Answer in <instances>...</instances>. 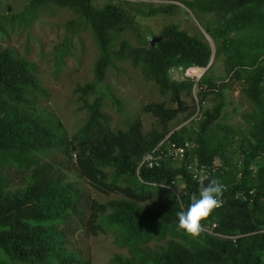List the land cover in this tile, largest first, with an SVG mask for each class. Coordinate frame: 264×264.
<instances>
[{
  "label": "trees",
  "instance_id": "1",
  "mask_svg": "<svg viewBox=\"0 0 264 264\" xmlns=\"http://www.w3.org/2000/svg\"><path fill=\"white\" fill-rule=\"evenodd\" d=\"M47 1L76 11L98 49L93 80L76 84L74 90L94 91L112 58L127 59L156 84L159 93H167L171 103L160 100L142 105L161 125L159 132L144 134L137 118L124 129L111 128L100 109V97L95 95L82 102L86 116L68 134L50 110L38 105L44 89L33 64L12 48L0 46V261L86 264L67 244V236L111 228L122 233L121 242L130 246L165 234L177 239H169L159 252H137L133 261L115 254L110 264H259L264 258V164L260 156L264 152V0H182L189 9L212 13L211 25L204 26L212 47L202 35L188 34L175 23L162 25L157 34L139 36L136 43L120 38L112 46V31L128 22L134 30L137 27L119 5L112 1L95 6L91 0H30L33 5ZM172 6L148 5L144 14L169 13ZM76 23L73 19L66 22ZM149 37L158 39L150 42ZM218 57L227 79L238 81L239 90L255 109L248 119L251 137L238 141L231 158L222 156L220 139L217 146L208 143L207 130L224 101L225 80L216 82L211 74L212 61ZM179 65L204 69L195 80H176L168 68ZM193 86L199 101L213 93V104L198 113L197 127L190 128L193 135L181 126L166 134L161 147L169 140L192 139L195 145L189 159L214 166V172L196 181L184 159L174 162L167 157L158 166L137 167L141 155L165 136L168 121L185 110L180 93ZM224 129L221 137L228 132V141L233 142V133ZM69 171L76 177H69ZM16 176L20 185L11 188ZM77 178L99 192L122 197L98 201ZM213 178L225 185L223 205L203 222L204 227L214 226L194 238L178 227L176 213L186 210L191 196L199 195L201 184L207 185ZM172 179L171 188L161 187L160 183ZM250 188L252 201L241 199V193L248 194ZM151 196H165L168 203H139Z\"/></svg>",
  "mask_w": 264,
  "mask_h": 264
},
{
  "label": "rangeland",
  "instance_id": "2",
  "mask_svg": "<svg viewBox=\"0 0 264 264\" xmlns=\"http://www.w3.org/2000/svg\"><path fill=\"white\" fill-rule=\"evenodd\" d=\"M91 1L95 6L112 1L120 6L126 17L137 24L136 30L128 22L121 30L112 31L110 41L112 46H115L120 38L136 43L139 36L144 38L145 35L157 34L162 25L175 23L188 34L202 35L212 47V40L204 28L211 25L212 13L189 9L182 4V0ZM168 3L173 4V9L169 13L144 14L148 5ZM69 19L84 24L78 13L67 6H58L49 1L33 5L30 0H0V46L12 48L33 64L34 74L44 89V94L38 97V105L50 110L60 120L66 133L70 134L82 124L86 116L87 110L82 107V102H89L95 95H99L100 109L107 115L111 128L124 129L128 121L137 118L144 134L159 132L161 125L158 118L149 111H143L141 107L148 101L162 100L170 104L168 94L159 93L156 84L145 78L139 68L130 65L127 59L112 58V64L106 66L103 77L96 83L94 91L81 93L74 90L76 84L82 85L93 80V61L98 49L89 27L82 24L80 26L78 23L74 26L68 25L66 22ZM197 68L188 69L186 72L189 75H183L184 78L191 79V75L204 69ZM211 70L216 82L225 81L221 90L223 105L207 130L210 134L208 143L210 146H217L216 141L220 139L222 156L231 158L235 154L238 141L244 142L251 137L248 119H252L255 109L239 90L238 81L227 79L219 57L213 59ZM168 73L173 79H181L176 66L168 68ZM180 94L186 108L168 121L165 135L181 126H184L186 133H190V128L197 127L200 110L214 102L213 93L206 94L203 96L204 99L199 101L196 86L189 92L182 90ZM187 112L190 114L186 115ZM224 128L233 133V142L228 141L230 135L228 132L224 138L221 137L225 132ZM68 176L76 177L70 171ZM18 179L17 176L13 179L11 188L20 185ZM77 179L83 181L81 178ZM81 185L98 201L105 202L122 197L116 193L99 192L85 182ZM152 202L168 203V199L165 196L159 198L151 196L139 203ZM121 235L122 233L111 228L95 234L73 232L67 236V244L87 261L86 264H110L115 254L133 261L137 252H159L169 239H177L165 234L162 238H149L130 246L121 242ZM0 264L9 263L0 261Z\"/></svg>",
  "mask_w": 264,
  "mask_h": 264
},
{
  "label": "built area",
  "instance_id": "3",
  "mask_svg": "<svg viewBox=\"0 0 264 264\" xmlns=\"http://www.w3.org/2000/svg\"><path fill=\"white\" fill-rule=\"evenodd\" d=\"M178 69V72H180V77L184 78L183 75H189L186 71L188 69H195L197 70V66H186L185 68L183 66H176ZM172 68V67H171ZM201 72H198L196 74L191 75L190 77L195 80ZM166 137V135L160 139L151 149L145 151L138 163L137 167H139L140 164H144L147 167L152 166H158L162 159L164 157L169 158V160L178 162L179 160L184 159V166L186 170L188 171L190 177L196 181H201L205 179L208 175H210L212 172H214L215 167L210 166L209 164L201 163L197 159H189L190 150L195 145V142L192 139H183L181 142L176 143L175 141H166L164 147H161V142ZM261 161L264 164V152H260ZM236 175H239V172L236 173ZM174 183V179L170 180V183L163 184L160 183V185H165L168 188H171V185ZM224 185V184H223ZM225 186V185H224ZM252 194L253 189H248V194L241 193V199H246L248 202L252 201ZM223 199V197H222ZM210 226H214V223H211L210 225H206L204 229L208 230ZM264 230V229H262ZM231 237H234L231 235ZM259 264H264V258L260 261Z\"/></svg>",
  "mask_w": 264,
  "mask_h": 264
},
{
  "label": "clouds",
  "instance_id": "4",
  "mask_svg": "<svg viewBox=\"0 0 264 264\" xmlns=\"http://www.w3.org/2000/svg\"><path fill=\"white\" fill-rule=\"evenodd\" d=\"M161 187H166L161 185ZM223 183L216 178L207 185L201 184L199 195L193 194L186 210L176 213L178 227L192 237H199L204 232L203 222L219 207L223 205Z\"/></svg>",
  "mask_w": 264,
  "mask_h": 264
},
{
  "label": "water",
  "instance_id": "5",
  "mask_svg": "<svg viewBox=\"0 0 264 264\" xmlns=\"http://www.w3.org/2000/svg\"><path fill=\"white\" fill-rule=\"evenodd\" d=\"M7 9H9V6H7ZM156 39H158V37H156V38L149 37L150 42H153V41L156 40Z\"/></svg>",
  "mask_w": 264,
  "mask_h": 264
}]
</instances>
